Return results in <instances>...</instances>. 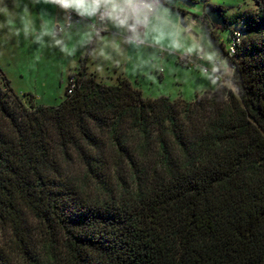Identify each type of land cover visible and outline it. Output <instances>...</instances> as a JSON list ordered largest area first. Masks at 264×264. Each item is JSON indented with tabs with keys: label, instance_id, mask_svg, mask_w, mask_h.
<instances>
[{
	"label": "trees",
	"instance_id": "16d2710c",
	"mask_svg": "<svg viewBox=\"0 0 264 264\" xmlns=\"http://www.w3.org/2000/svg\"><path fill=\"white\" fill-rule=\"evenodd\" d=\"M256 3L220 7L244 33L240 59L230 87L192 101L146 98L125 77L104 84L82 58L74 92L42 105L0 68V264H264ZM203 25L225 57L206 14Z\"/></svg>",
	"mask_w": 264,
	"mask_h": 264
},
{
	"label": "rangeland",
	"instance_id": "374dc122",
	"mask_svg": "<svg viewBox=\"0 0 264 264\" xmlns=\"http://www.w3.org/2000/svg\"><path fill=\"white\" fill-rule=\"evenodd\" d=\"M166 4L171 16L161 22L157 33L149 36V40L155 42L138 50L123 49L118 41L105 33L102 49L97 48L96 52L89 54V50L79 46L88 35L87 31L80 30L69 37L70 54L66 55L52 49L46 42L35 44L32 39L24 37L23 28L10 24L11 32L19 30V35L0 30V68L15 93L21 96L31 93L36 96L38 104L48 106L59 105L65 97L68 73L79 65L82 58L86 59L87 73L104 84L114 85L120 77H128L146 98L167 96L171 100L192 101L196 94L216 87V82L201 66L184 63L183 56L203 54L207 65L224 58L221 48L203 25L205 7H222L230 15L253 11L257 3L256 0H166ZM39 10L45 20L41 26L45 28H51L56 20L64 17L62 10L51 5L41 3ZM182 16L187 27L181 23ZM4 20L0 18V23ZM237 27V24H231L224 31L218 30L219 41H223L226 48L230 30ZM91 47H96L94 42ZM116 65L120 66L122 73L114 67ZM0 81L2 83L1 78ZM29 99V96L23 97L27 106Z\"/></svg>",
	"mask_w": 264,
	"mask_h": 264
},
{
	"label": "clouds",
	"instance_id": "9594fccd",
	"mask_svg": "<svg viewBox=\"0 0 264 264\" xmlns=\"http://www.w3.org/2000/svg\"><path fill=\"white\" fill-rule=\"evenodd\" d=\"M29 3L57 7L64 12V17L56 20L51 28L42 25L39 30H34L24 24V37L32 39L37 45L46 42L52 49L66 55L70 54L69 37L80 30L87 31L88 35L79 46L89 50V54L96 52L97 48L102 49L105 33L118 41L123 49L148 47L155 42L150 41L149 36L157 33L161 22L171 16L165 0H29ZM11 5L9 7V0H0V15L5 17L4 22L0 23V30L6 29L12 35H19V30L11 32L8 18L16 8L22 6V10H28V3L11 0ZM93 42L95 48L91 47ZM100 54H103L102 51Z\"/></svg>",
	"mask_w": 264,
	"mask_h": 264
},
{
	"label": "built area",
	"instance_id": "2783aa9c",
	"mask_svg": "<svg viewBox=\"0 0 264 264\" xmlns=\"http://www.w3.org/2000/svg\"><path fill=\"white\" fill-rule=\"evenodd\" d=\"M73 19L75 15L73 14ZM244 33L241 30L240 25L237 28L232 29L229 32V45L226 48L227 54L224 58L215 59L211 65L206 64V56L198 54L195 57L186 54L183 56L184 63L194 64L195 66H201L205 73H210L213 79L217 83L230 84L232 77L236 71L237 63L239 62L240 56L238 55L239 47L242 44ZM225 61V63H224ZM77 86V77L75 74H71L68 78L66 91L68 94H72Z\"/></svg>",
	"mask_w": 264,
	"mask_h": 264
},
{
	"label": "crops",
	"instance_id": "0c3cea01",
	"mask_svg": "<svg viewBox=\"0 0 264 264\" xmlns=\"http://www.w3.org/2000/svg\"><path fill=\"white\" fill-rule=\"evenodd\" d=\"M23 3H28L29 9L24 11V10H22V6L19 8H16L13 11V14L8 18L10 21V24H13L14 26H18L20 28H23L24 24H28L33 29L39 30L41 27V23L43 25L45 23V20H43L44 18H41V14H39L40 13L39 4L38 5H32L29 3V0H23ZM11 6H12L11 0H9V7H11ZM21 16H23V18H24L23 20H21ZM0 18L5 19V17L3 15H0ZM91 63L95 68L97 67V65L94 62H91ZM80 66H81V60H80L79 65L68 73V78L71 74L77 73L79 71ZM86 66H87V63H86ZM114 67L119 68L120 72L122 73L120 66L116 65ZM127 79H129V78L127 77ZM35 100L37 102L36 96H35Z\"/></svg>",
	"mask_w": 264,
	"mask_h": 264
},
{
	"label": "water",
	"instance_id": "95a60500",
	"mask_svg": "<svg viewBox=\"0 0 264 264\" xmlns=\"http://www.w3.org/2000/svg\"><path fill=\"white\" fill-rule=\"evenodd\" d=\"M205 14L210 19L213 26L218 30L224 31L227 28V20L222 8L215 5H207L205 7ZM184 16V14H183ZM182 16V24L185 26Z\"/></svg>",
	"mask_w": 264,
	"mask_h": 264
}]
</instances>
